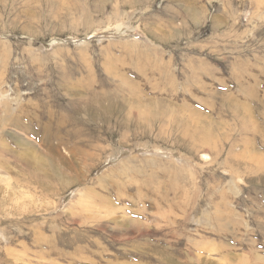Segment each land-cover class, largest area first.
Masks as SVG:
<instances>
[{
	"label": "rangeland",
	"instance_id": "374dc122",
	"mask_svg": "<svg viewBox=\"0 0 264 264\" xmlns=\"http://www.w3.org/2000/svg\"><path fill=\"white\" fill-rule=\"evenodd\" d=\"M0 264H264V0H0Z\"/></svg>",
	"mask_w": 264,
	"mask_h": 264
}]
</instances>
